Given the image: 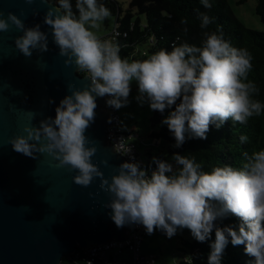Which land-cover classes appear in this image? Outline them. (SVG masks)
Segmentation results:
<instances>
[{
  "label": "clouds",
  "instance_id": "obj_1",
  "mask_svg": "<svg viewBox=\"0 0 264 264\" xmlns=\"http://www.w3.org/2000/svg\"><path fill=\"white\" fill-rule=\"evenodd\" d=\"M201 3L211 8L209 0ZM110 15L99 0H75V11L71 0H59L58 7L48 10L44 23L51 29L59 54L68 58L66 64L74 62L79 71L86 72L91 83L83 90L70 88L71 95L56 107L55 118L41 121L39 128H26V137L10 141L13 150L31 158H36L34 153L47 152L61 167L70 166L77 172L74 183L80 186L88 187L100 178L101 188L110 196L105 207L111 209L118 229L142 225L149 236L160 230L169 239L178 230L188 229L200 243L215 230L207 264H221L229 240L234 247L244 245L254 264H264V150L245 153L242 167L217 166L210 172L202 170L195 157L180 154L171 157L175 170L172 163L154 157L156 168L150 174L138 162H125L109 181L92 163L97 148L88 147L93 142L86 136L96 119L97 98L107 96L108 107L125 108L134 81L138 83L137 101L148 103L152 111L163 114L176 105L162 121L174 137L175 148L187 139L207 140L213 125L219 129L228 120L246 123L264 112V104L253 99L257 85L248 80L251 53L234 47L221 27L204 32L201 47L174 45L171 51L161 49L147 59L130 62L120 56L118 43L98 35L101 22ZM200 18L202 29L212 23L206 14ZM12 25L23 32L15 46L25 57L31 58L34 50H49V34L39 24L25 28L12 13L7 19L0 18V32L9 31ZM42 140L47 143L39 144ZM240 140L245 142L247 137ZM229 215L240 221L238 229L217 226L218 219Z\"/></svg>",
  "mask_w": 264,
  "mask_h": 264
},
{
  "label": "water",
  "instance_id": "obj_2",
  "mask_svg": "<svg viewBox=\"0 0 264 264\" xmlns=\"http://www.w3.org/2000/svg\"><path fill=\"white\" fill-rule=\"evenodd\" d=\"M54 7L48 0L32 4L0 0V18L12 13L25 28L39 24L49 34V50H34L27 58L15 46L22 31L12 25L0 32V264H61L79 249L125 241L130 232V226L118 229L112 221L111 209L105 207L110 196L101 188L100 178L88 187L77 185V172L61 167L54 156L37 152L31 158L10 144L16 137H26V128H39L41 121L54 119L56 107L71 95L70 88L83 90L91 83L74 62L66 64L68 58L53 42L44 17ZM97 104L95 122L86 136L93 142L88 147L97 148L92 163L111 181L127 160L108 139L111 123L105 97L97 98Z\"/></svg>",
  "mask_w": 264,
  "mask_h": 264
},
{
  "label": "trees",
  "instance_id": "obj_3",
  "mask_svg": "<svg viewBox=\"0 0 264 264\" xmlns=\"http://www.w3.org/2000/svg\"><path fill=\"white\" fill-rule=\"evenodd\" d=\"M49 1L59 6V0ZM99 2L103 3L112 15L117 16L116 26L119 27L120 32L128 33L127 37L121 36L116 43L121 47L120 56L127 58L130 62L147 59L161 49L171 51L174 45L188 43L201 47L204 32L218 31L222 27L226 40L230 41L234 47L246 48L251 53L253 67L248 74V80L254 82L258 88V94H255L253 99L264 104V31L247 28L232 12L228 0H209L211 8H205L201 0H132L130 11L124 16L117 1L99 0ZM246 2L247 0H240L239 4ZM71 3L75 11V0H71ZM133 10H136L145 20L142 21L140 18L134 20ZM201 14H206L212 19V23L206 29L200 27ZM256 14L264 24V0H257ZM179 103L180 101H177V105ZM175 107L176 105L166 109L163 114L153 111L151 123L162 124ZM129 133L138 135L139 148L140 143L143 142L140 133L135 130ZM207 136V140L187 139L181 148H175L174 137L168 127L164 126L151 134L155 140L165 143L155 158L172 163L174 170L175 162L171 159L174 154L195 157L196 162L201 164L202 170L208 172L217 166L242 167L246 162L245 153L251 155L254 151L264 150V112L250 117L244 124L228 120L219 129L213 125ZM241 136L247 137V140L241 142ZM147 156L151 155L147 154ZM146 161L150 174L152 170H155L156 165L150 159ZM239 223L240 221L231 215L216 221L218 227L236 226L237 229ZM182 230L188 238L182 240L180 250L186 254V257L180 260L179 264H207L208 255L211 252L210 245L215 241V230L210 239L203 243L196 241L190 230ZM146 236L147 234L145 238ZM145 238L141 252L144 256H154L144 254ZM124 252L126 254L122 257H128L127 251ZM80 262V259L68 256L63 258L61 264H81ZM221 264H254V258L246 255L244 245L234 247L229 240Z\"/></svg>",
  "mask_w": 264,
  "mask_h": 264
},
{
  "label": "rangeland",
  "instance_id": "obj_4",
  "mask_svg": "<svg viewBox=\"0 0 264 264\" xmlns=\"http://www.w3.org/2000/svg\"><path fill=\"white\" fill-rule=\"evenodd\" d=\"M120 5L122 16L130 11V3L132 0H115ZM240 0H228L232 12L238 17L247 28L257 31H264V24L260 17L256 14L257 0H247L245 4H239ZM111 13V12H110ZM133 19L140 18L145 20L143 16L138 15L136 10L132 11ZM117 16L111 15L101 22L98 30V35L103 38L107 36L116 25ZM139 95L138 83H132V92L129 97V105L118 110L122 118L123 129L127 132L133 130L138 131L141 135L142 143L139 145V150L145 159L153 158L158 154L160 148L165 146L163 141H157L151 137L152 132L160 130L167 126L162 124L153 125L150 118L153 111L150 109L148 103L141 104L136 97ZM150 154L151 156H147ZM188 238V235L181 229L177 234L169 239L166 235L159 233L157 230L153 235L147 234L143 245V252L147 255H154L157 258V264H179L180 260L186 257L180 248L182 240Z\"/></svg>",
  "mask_w": 264,
  "mask_h": 264
},
{
  "label": "built area",
  "instance_id": "obj_5",
  "mask_svg": "<svg viewBox=\"0 0 264 264\" xmlns=\"http://www.w3.org/2000/svg\"><path fill=\"white\" fill-rule=\"evenodd\" d=\"M128 33H121L118 26L102 39L118 42L121 36L127 37ZM80 75L88 76L86 72L80 71ZM109 97H105V104ZM106 110L110 115L111 125L109 127L108 139L113 144L117 152L123 156L127 162H138L142 169L148 170L147 161L139 151L136 133L125 132L121 126V118L118 110L110 108L106 104ZM123 138V141H121ZM122 145V146H121ZM129 149L131 151H129ZM146 230L142 225H130V232L125 241H112L103 245H94L87 249H79L71 255L74 259H80L81 264H151L157 260L154 256H144L141 252ZM127 251L128 257H122Z\"/></svg>",
  "mask_w": 264,
  "mask_h": 264
}]
</instances>
